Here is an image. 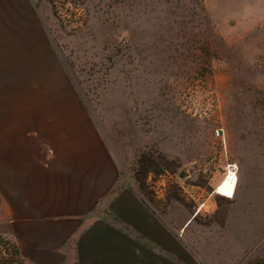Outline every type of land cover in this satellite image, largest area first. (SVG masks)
<instances>
[{
    "label": "rangeland",
    "instance_id": "374dc122",
    "mask_svg": "<svg viewBox=\"0 0 264 264\" xmlns=\"http://www.w3.org/2000/svg\"><path fill=\"white\" fill-rule=\"evenodd\" d=\"M20 2L0 15V236L18 244L12 158L51 154L46 130L101 145L117 181L47 250L21 240L18 263L108 264L109 207L129 193L166 261L264 264V0ZM228 166L232 199L214 193Z\"/></svg>",
    "mask_w": 264,
    "mask_h": 264
},
{
    "label": "crops",
    "instance_id": "0c3cea01",
    "mask_svg": "<svg viewBox=\"0 0 264 264\" xmlns=\"http://www.w3.org/2000/svg\"><path fill=\"white\" fill-rule=\"evenodd\" d=\"M20 3V0H0V15L11 19ZM65 132L46 130L41 134L45 141L53 144L54 150L52 146L49 149L51 154L42 153L38 143L34 152L25 155L20 151L12 158L11 167L17 170L15 186L18 187L12 203L16 209L12 233L21 253V240L31 244L36 241L35 248L45 250L48 246L45 240L65 238L79 222L78 217L86 216L95 208L117 181V170L101 145L75 144L74 147V134L79 133ZM58 136L68 138L70 143L56 140ZM59 142L64 145L57 144ZM76 152L78 154L74 157ZM109 209L116 224L112 230L104 232L107 238H103L106 241L102 260L108 256V264H212L199 262L190 251L183 257L175 251L172 259L166 261L163 237L152 231L156 226L153 217L131 194L116 196ZM190 222L191 218L187 224ZM134 237L153 249L144 247L143 250L142 245H134ZM134 249L139 255L136 259Z\"/></svg>",
    "mask_w": 264,
    "mask_h": 264
},
{
    "label": "bare ground",
    "instance_id": "6f19581e",
    "mask_svg": "<svg viewBox=\"0 0 264 264\" xmlns=\"http://www.w3.org/2000/svg\"><path fill=\"white\" fill-rule=\"evenodd\" d=\"M231 166H228L227 173L224 174L221 181L215 186L214 193L227 198L232 199L236 190V176L230 169ZM230 191V194H229Z\"/></svg>",
    "mask_w": 264,
    "mask_h": 264
},
{
    "label": "trees",
    "instance_id": "16d2710c",
    "mask_svg": "<svg viewBox=\"0 0 264 264\" xmlns=\"http://www.w3.org/2000/svg\"><path fill=\"white\" fill-rule=\"evenodd\" d=\"M7 245L10 246V252H8V249L3 248ZM4 255H7V257ZM20 255L21 253L15 243H9L3 236H0V264H19L16 258Z\"/></svg>",
    "mask_w": 264,
    "mask_h": 264
},
{
    "label": "built area",
    "instance_id": "2783aa9c",
    "mask_svg": "<svg viewBox=\"0 0 264 264\" xmlns=\"http://www.w3.org/2000/svg\"><path fill=\"white\" fill-rule=\"evenodd\" d=\"M216 135H218V133H216ZM232 171V170H231ZM227 173V172H226ZM233 174L235 175V172H233Z\"/></svg>",
    "mask_w": 264,
    "mask_h": 264
},
{
    "label": "water",
    "instance_id": "95a60500",
    "mask_svg": "<svg viewBox=\"0 0 264 264\" xmlns=\"http://www.w3.org/2000/svg\"><path fill=\"white\" fill-rule=\"evenodd\" d=\"M179 177H182V175L180 174Z\"/></svg>",
    "mask_w": 264,
    "mask_h": 264
},
{
    "label": "snow or ice",
    "instance_id": "6c2138e0",
    "mask_svg": "<svg viewBox=\"0 0 264 264\" xmlns=\"http://www.w3.org/2000/svg\"><path fill=\"white\" fill-rule=\"evenodd\" d=\"M229 194H230V191H229Z\"/></svg>",
    "mask_w": 264,
    "mask_h": 264
}]
</instances>
